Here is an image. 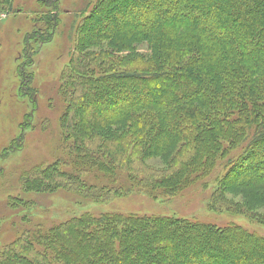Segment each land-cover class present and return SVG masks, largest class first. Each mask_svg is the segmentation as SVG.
<instances>
[{
  "label": "trees",
  "instance_id": "obj_1",
  "mask_svg": "<svg viewBox=\"0 0 264 264\" xmlns=\"http://www.w3.org/2000/svg\"><path fill=\"white\" fill-rule=\"evenodd\" d=\"M37 3L47 12L35 22L43 29L26 37L30 59V43L51 42L60 23V0ZM13 11L14 0H0V16ZM113 15L128 20L107 33L89 34ZM24 77L26 84L31 76ZM152 83L165 85L156 89ZM58 95L68 156L58 162L70 171L58 163L36 167L22 175L25 190L74 189L97 202L142 193L173 199L241 148L225 166L210 205L221 203L264 224L258 211L264 205V0H98L75 29ZM152 158L165 167L149 165ZM247 168L254 172L242 174ZM236 191L246 203L226 198ZM185 234L197 245L175 246L195 264H235L215 253V238L243 237L264 248L262 236L233 224L86 213L51 228L33 226L7 245L0 264H168L162 252L151 253L146 237L167 246ZM208 236L213 246L200 249ZM82 238L86 245L73 257L71 249Z\"/></svg>",
  "mask_w": 264,
  "mask_h": 264
},
{
  "label": "rangeland",
  "instance_id": "obj_2",
  "mask_svg": "<svg viewBox=\"0 0 264 264\" xmlns=\"http://www.w3.org/2000/svg\"><path fill=\"white\" fill-rule=\"evenodd\" d=\"M97 2L60 0V23L55 35L46 44L30 43L33 51L31 59L26 52V37L41 27L35 22L47 10L37 0H14V11L0 16V254L33 226L51 228L86 213L95 216L110 213L176 217L220 227L233 224L264 238V224L257 219L247 213L234 214L221 203L210 205L225 175V166L239 154L241 148L230 153L228 158L218 160L210 176L173 199H154L142 193L97 202L80 190L59 188L51 192H36L23 188L22 175L36 167L58 163L59 168L70 171L64 162H58L68 158L60 129L64 105L58 95L59 76L70 61L77 25L90 14ZM126 20L127 17L113 15L107 20L106 27L91 30L89 34L95 35V31L107 33ZM140 20L137 18L138 22ZM139 47V51L147 55L146 47ZM24 76L27 79L31 76L26 84ZM151 85L160 89L165 84ZM87 94L85 92V96ZM87 102L89 96L83 100L84 104ZM12 145L16 147L11 150ZM148 164L155 168L165 167L160 158L149 159ZM242 193L226 192V198L242 205L246 203V196ZM258 211L264 214V205L258 207ZM190 234L167 246L152 236L146 237V240L152 244L151 253L162 252L169 259L168 264H195V258L192 257L193 261L182 258L185 250L178 254V247L175 246L177 243L189 245V248L197 245ZM160 237L166 240L165 236ZM208 237L199 242L200 249L213 246V237ZM215 239V253H224L235 264H264V248L260 245L238 236L230 241ZM85 243L82 238L78 248L72 247L73 257H77ZM241 245L244 247L240 248Z\"/></svg>",
  "mask_w": 264,
  "mask_h": 264
},
{
  "label": "bare ground",
  "instance_id": "obj_3",
  "mask_svg": "<svg viewBox=\"0 0 264 264\" xmlns=\"http://www.w3.org/2000/svg\"><path fill=\"white\" fill-rule=\"evenodd\" d=\"M261 147V146H260ZM260 152L259 149H258V153H257V156L260 155ZM251 172H254V170L252 168H247L246 170L242 171L241 173L242 174H245V173H251ZM233 175V173L231 174V176ZM221 262V261H220Z\"/></svg>",
  "mask_w": 264,
  "mask_h": 264
}]
</instances>
